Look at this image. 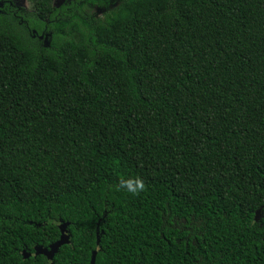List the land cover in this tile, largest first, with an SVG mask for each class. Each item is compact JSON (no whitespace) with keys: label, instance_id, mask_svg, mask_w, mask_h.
<instances>
[{"label":"trees","instance_id":"trees-1","mask_svg":"<svg viewBox=\"0 0 264 264\" xmlns=\"http://www.w3.org/2000/svg\"><path fill=\"white\" fill-rule=\"evenodd\" d=\"M32 1L0 13V264L61 222L54 264H264V0Z\"/></svg>","mask_w":264,"mask_h":264},{"label":"water","instance_id":"water-1","mask_svg":"<svg viewBox=\"0 0 264 264\" xmlns=\"http://www.w3.org/2000/svg\"><path fill=\"white\" fill-rule=\"evenodd\" d=\"M34 33H36L35 30H34ZM49 36H50V34L40 35L41 39L45 38V45L46 46L50 45V41L48 40ZM262 217H263L262 208H259L256 211L255 219H256V221H260ZM68 225H69L68 222H61L59 225L60 230H61V236L57 241L50 244L49 246L37 245L35 247V253L34 254H32L31 252L24 251L23 252L24 257L29 258L32 255H34V256L45 255V256H47L48 264H54L53 257L59 251L60 247L63 245H66V244H70V242H71V233L68 230ZM97 234H98L97 243L100 244L101 239H100L99 231L97 232ZM97 253H98V250L93 251L90 264H96Z\"/></svg>","mask_w":264,"mask_h":264},{"label":"flooded vegetation","instance_id":"flooded-vegetation-1","mask_svg":"<svg viewBox=\"0 0 264 264\" xmlns=\"http://www.w3.org/2000/svg\"><path fill=\"white\" fill-rule=\"evenodd\" d=\"M28 11L27 7L21 3L20 0H0V13L12 12L17 16L18 12ZM21 21H24L23 17L19 15ZM45 41V38H43Z\"/></svg>","mask_w":264,"mask_h":264},{"label":"rangeland","instance_id":"rangeland-1","mask_svg":"<svg viewBox=\"0 0 264 264\" xmlns=\"http://www.w3.org/2000/svg\"><path fill=\"white\" fill-rule=\"evenodd\" d=\"M20 1L23 5H25V7H27L28 11H32L34 9V2L32 0H20ZM48 1H50L54 7H59L60 5L64 4L67 0H48ZM117 2L118 0H111L110 6L117 4ZM93 10H95L98 13H102L104 12L105 8L93 7Z\"/></svg>","mask_w":264,"mask_h":264},{"label":"clouds","instance_id":"clouds-1","mask_svg":"<svg viewBox=\"0 0 264 264\" xmlns=\"http://www.w3.org/2000/svg\"><path fill=\"white\" fill-rule=\"evenodd\" d=\"M143 187H144L143 183L140 181H137L134 186H131V185L129 186V191L135 193V192L142 190Z\"/></svg>","mask_w":264,"mask_h":264}]
</instances>
